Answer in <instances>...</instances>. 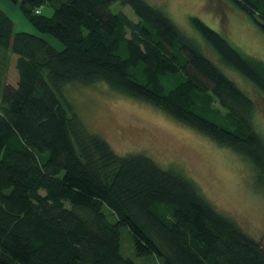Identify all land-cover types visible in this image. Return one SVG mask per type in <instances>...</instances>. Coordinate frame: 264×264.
I'll use <instances>...</instances> for the list:
<instances>
[{
	"label": "trees",
	"instance_id": "trees-1",
	"mask_svg": "<svg viewBox=\"0 0 264 264\" xmlns=\"http://www.w3.org/2000/svg\"><path fill=\"white\" fill-rule=\"evenodd\" d=\"M40 34L14 31L0 7V264H264V246L217 210L189 177L141 153L120 155L89 131L65 87L106 83L246 158L264 187L255 103L146 0H10ZM264 33V0H230ZM128 6L134 17L114 12ZM51 12H42L43 6ZM220 61L264 94V62L197 16ZM42 34V35H41ZM56 39V48L44 37Z\"/></svg>",
	"mask_w": 264,
	"mask_h": 264
},
{
	"label": "rangeland",
	"instance_id": "rangeland-1",
	"mask_svg": "<svg viewBox=\"0 0 264 264\" xmlns=\"http://www.w3.org/2000/svg\"><path fill=\"white\" fill-rule=\"evenodd\" d=\"M162 8L202 51L219 65L255 103L254 124L264 138V94L237 71L225 66L191 26L190 17L197 16L245 55L264 62V33L246 12L230 0H146ZM0 7L14 22V31L40 34L25 18L18 5L0 0ZM114 12L123 11L134 17L128 6L111 5ZM49 14L51 7L43 6ZM42 35V34H41ZM56 48L61 44L44 34ZM15 55L0 51V78L15 83ZM217 65V66H218ZM66 96L74 105L89 131L103 137L120 155L141 153L159 166L173 167L189 177L200 193L220 212L234 219L249 236L264 246V187L256 185L250 162L228 147H223L178 122L153 105L112 90L106 83L68 85ZM121 251L138 264H154L152 258L136 256L131 239L123 229Z\"/></svg>",
	"mask_w": 264,
	"mask_h": 264
}]
</instances>
